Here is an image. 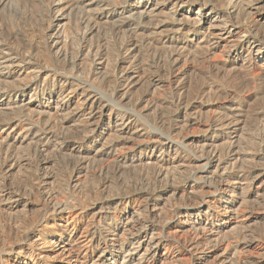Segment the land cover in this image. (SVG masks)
Segmentation results:
<instances>
[{
  "label": "bare ground",
  "instance_id": "bare-ground-1",
  "mask_svg": "<svg viewBox=\"0 0 264 264\" xmlns=\"http://www.w3.org/2000/svg\"><path fill=\"white\" fill-rule=\"evenodd\" d=\"M28 1L0 0V17L12 6L25 10ZM45 1L54 10L52 23L23 25L12 34L20 35L22 44L0 30V216L8 221L0 223V264H50L41 238L62 264H183L181 250L191 254V264H264V153L255 136L248 138V146L239 142L248 118L264 120V61L259 63L264 57V0L246 6L242 0H108L98 8H90L95 0ZM74 2L96 11L93 24H112L128 33L113 63L107 49L86 43L67 58V43L57 24L67 18L65 11ZM142 47L164 54L171 67L208 62L221 77L229 69L261 66L263 85L252 96L258 107L233 97L232 105L213 111L202 122L192 114L212 107L210 96L201 97L216 85L203 77L185 80L183 74L173 82L174 108L166 104L170 98L159 100L150 127L135 107L155 105L153 93L161 80L153 72L135 70L133 56ZM218 55L222 61L215 58ZM92 73L101 76L99 81ZM192 85L197 89H191L197 91L194 96L187 93ZM39 89L53 99L49 106L55 119L31 99ZM26 92L29 98H20ZM128 102L135 107L120 109ZM176 113L200 127L199 153L190 152L183 139L165 134L179 130ZM95 144L98 155L117 152L116 160L122 163L129 160L123 150L138 153L130 164L140 172L141 185L121 182L117 192L104 196L92 188L90 203L77 215L85 226L54 227V240H45L44 222L61 219L64 208H75V196L83 188L82 160L64 162L56 174L48 170L56 162L53 155L81 152ZM226 154L239 155V165L228 166ZM120 170L116 164L112 175ZM27 181L36 183L29 188ZM163 195L176 200L174 214L183 217L172 222L180 230L192 229L194 238L164 233L171 222L161 225L155 218L163 217L156 206ZM63 198L69 206L60 205ZM134 200L136 208L117 214ZM217 211L222 218L215 223ZM83 241L92 253L83 248Z\"/></svg>",
  "mask_w": 264,
  "mask_h": 264
},
{
  "label": "rangeland",
  "instance_id": "rangeland-1",
  "mask_svg": "<svg viewBox=\"0 0 264 264\" xmlns=\"http://www.w3.org/2000/svg\"><path fill=\"white\" fill-rule=\"evenodd\" d=\"M95 1L96 3L92 4L90 8H98V6L100 7L102 3H105L108 0H95ZM111 1L118 2L121 0H109L108 2H111ZM214 1H218V0H214ZM242 1L244 2V6H246L247 3L251 4L252 2H256L257 0H242ZM26 4L27 5H25L24 7L25 10L23 11L22 9H19L15 6H12L11 8H6V10H4L3 13H1V17H0V30L1 31L3 30L2 32H4L6 36L12 37L14 42L17 41L20 44H22L21 43L22 39L20 35L14 38L12 36L13 33L18 32L23 25H26L27 27H30V28L32 27L34 28V24L36 27L37 25L39 26V24L42 23L40 24V26H46V24L52 23V19H53L52 14L54 13V10L51 11L49 5H47V1L45 0L43 1L42 0H32V1L29 0ZM83 7L84 6H82L80 3L74 2V4H71L70 6L71 9L68 8V10L65 11L67 18L65 20L59 21V23L57 24V28L59 30L58 33L61 35V39L65 41V44L67 43L66 44L67 51L65 50L67 54V58L69 59L70 56L78 54L77 53L79 50L78 48H80L83 44L86 43V44H92L95 47V49H103V50L107 49L106 51L110 54V57H111V61H112L111 63H113L114 60L120 57V52H119L120 41L121 39H127L128 33L126 34L125 30L118 31L117 29L113 27L112 24H106V23H102V24L94 23L93 24V22H95L94 12L96 11L91 12L92 10L88 11V10H85V8ZM245 17H248V14H246L244 18ZM43 22L45 25L43 24ZM16 38L19 40H16ZM20 39H21V42H20ZM17 42L15 43L17 44ZM166 58L167 57L166 56L164 57V54L163 55L158 54V51H154V49L151 47H142L140 51L135 56H133V62H134L133 66L135 67V70H137L138 72L140 71L139 72L140 74L142 73L144 74L145 72H148V73L153 72L156 75H158L161 80L158 84L157 89L153 93V99L155 100L156 106L152 102L146 103V105L144 102L135 107V105L131 106L130 103L128 102V104H124L123 107L120 109L126 110L131 107L132 108L135 107L138 110V112L143 116L145 123H147L150 127L151 125L154 126L155 124L153 120V115L156 114V111L158 112L160 110L156 103H158L159 100L163 101L164 99L167 100L170 98V101L172 103L169 100H167L168 102L166 104L168 107H171L172 109L174 108V105L176 103L175 102L176 94H174L175 92L173 90V82L178 77L180 78V76L183 74L185 76V80H188L189 78L195 80L197 78L203 77L204 81L208 80V83L211 82L212 84L216 85L215 89L214 88L213 90L211 89L210 92H207V95H205V97H201L203 98V100H206L207 96H210V98H212L211 100L212 107H205L201 110H198L197 113L195 112L194 113L195 115L192 114L193 117H195L198 120H201L202 122H205L214 113L213 111L217 109H224V107L232 105L233 104L232 101H234V98H239V99L242 98V100H245V101L247 100L246 102H248V104L251 103L250 105L252 108L258 107V104L256 103H255L256 105L253 104L252 96L253 94H255L256 90L259 87H262L263 85L262 83L263 75L261 72L262 71L261 66L252 64L250 67L244 69L245 71L244 70L237 71V70L229 69V72L228 71L225 72V76L223 75L221 77L219 75L216 76V74L212 71L213 69L207 66L208 62H206V65H205V62H200V63H197L196 65L193 63L194 66L193 65L186 66L182 64L183 66L176 65V66L171 67V64L167 62ZM215 58L218 61H222L221 59H223L219 55ZM163 61L165 62L163 64L165 67L161 65ZM263 61H264V57L261 58V60H259V63H262ZM207 67L210 68V70ZM205 68L207 70H205ZM205 74L206 75L208 74V76H206ZM211 74L212 75L214 74V75L212 76ZM92 76L94 77L95 80L98 79L97 81H99V79L101 78V76L98 73L95 75L92 73ZM189 88L190 87H188V90H189L187 92L188 94H191L190 93L191 89H196L194 85H192L190 89ZM196 90L191 91L192 92L191 96H194L195 92H197ZM41 92L42 90L39 89L37 96L32 97L31 99L33 100L35 104L37 103L41 104L42 105L41 109H44L46 113L48 112V115H51L53 110L50 108L49 105H53L52 103L53 99L49 97L47 90L44 89L43 94ZM20 98L28 99L29 93L26 92ZM181 115L182 113H176L175 115L177 116L175 122L178 123L176 126H178L179 130H176L177 132L169 130L165 134L170 135V137L172 136V138L178 139L180 141L183 139L184 144H186L187 149L190 152L199 153V151L202 149L201 142L199 141L198 136H197L200 127H198L196 123H194L195 125L191 124L189 120L187 121V119H184L188 117H184V115L182 116ZM49 117L52 119H55L56 116L55 114L54 115L52 114ZM245 127H246V134L244 136L243 135L240 136L239 142L240 143L242 142L241 143L242 145L248 146L247 145L249 143L248 138L252 136L254 138L255 136L256 143L258 141V144H260L261 146L260 147L261 150H259V152L264 153L263 152L264 151V120L253 118V117L248 118L246 121ZM245 137L247 140L244 139ZM33 147L34 145H32L31 143L28 144V148H29L28 151L30 152L29 154H31L32 157H34ZM98 149H99V145L97 144L96 146L95 144V146H92V147L91 145L85 146V148L81 152L65 150V153H64L65 155L63 156L51 154L54 156L53 159L56 162L53 167L50 165V167H48L49 168L48 170L51 169L56 174H58L59 172H61L58 170L63 169L62 167L64 166L63 165L64 162L65 163L74 162L76 159L77 161L78 159H80L82 160V164L84 166L85 171L83 170L81 172V180H82L81 183L83 185V188L81 189L82 192H79L75 196L77 197V200L79 199V202L77 203L78 205L75 208H72L71 210L64 208V211L61 214V219L57 218L56 221L54 222L48 219L44 222L45 228L44 227L43 228L45 229V233H44L46 236L45 240H50V241L54 240V239H51L52 238L51 236L53 234L52 230L54 227L62 228L64 225L67 227L78 225L80 228H83L85 226L86 222L84 220H81L80 222V219L77 220V218L79 217L77 215L81 212L82 210L81 207L83 205L90 203L89 199L93 196L92 188L95 189V191L98 190L97 193H95L97 194V196H102V195L104 196L110 193L112 194V193L117 192L118 187L121 184L124 186H130V185L132 186L133 184L137 186L141 185L142 179L138 174L140 172L137 169H135L136 171H134L133 170L134 167L132 166L133 163L130 164V161L132 159L135 160L136 157H138V153L133 152L129 149H127V151L123 150V153L129 157V160L125 161V163H122V161L118 162L116 160L117 157H118L117 159H119L117 152H114L115 154L113 156L111 155L109 156L108 154L98 155L97 154ZM123 153L121 152L120 155H122ZM146 153H150V151L149 152L147 151ZM230 154L225 155L227 157L226 160H227L228 166L239 165V155H230ZM263 157H264V154H263ZM116 164H117V167L121 170L120 172H117L116 174L112 175V172L114 171V169H116ZM57 166L60 168H58ZM91 169H92V172L89 171ZM99 170L101 171V173ZM56 171H58V173ZM147 171L149 173H152L151 167L150 169H147ZM96 172L102 174L101 176L106 175L107 176V179H105L106 182L102 181L104 180V178L100 180L101 176L98 175ZM94 174L96 176H94ZM27 183L29 184L28 187L31 188L32 184L34 185L36 182L27 181ZM236 192L238 194L239 190H236ZM37 195L38 194H35V197ZM166 197L167 195H163L161 199L156 201L157 212L159 211L163 217H161L160 220L158 216L155 217L157 221L161 222L160 223L161 225L165 222H169V221L171 222V224L169 223L168 226L164 228L163 230L164 233L167 235L174 236V237L176 236L179 239L194 238L197 234L192 229H189L188 227H186L184 229L181 228L180 230L179 228L180 226L178 227L175 224L176 222L174 223L172 222V221L183 220V217L181 216L178 217L177 215L174 214V205H175L176 200L170 199V198L166 199ZM205 198L208 200H213L211 196H205ZM68 199L70 200L71 196ZM68 199L62 200L60 202V205L69 206L68 205L69 201L68 203L65 201ZM214 203H218V202H216L215 200ZM136 205H137L136 200L131 201L127 204L125 209L122 208L121 210L117 211L118 212L117 214L118 215L120 213L122 214L123 211H126V209H130L132 211L134 208L137 207ZM121 207L122 206H120V208ZM216 209L219 210L220 208H216ZM219 211H217L216 216L213 220L215 223L219 222V220L222 218V214ZM1 222L6 223L8 221L3 216H0V223ZM203 232H205V230ZM43 241H44V238H41L40 240L41 246L44 250H47V254L49 255L48 262L50 264H62V260H60L61 257L56 256V252L51 250L52 248H50L51 246L50 243L43 242ZM81 244L83 245V248L88 253H92V250H89V248L87 247V244H85V241H83ZM162 251L163 250H161L160 252ZM260 252L261 251H259L258 253ZM44 253L45 252H42V254ZM178 257L181 259L183 264H191L192 262L191 254L185 250H181L178 253Z\"/></svg>",
  "mask_w": 264,
  "mask_h": 264
}]
</instances>
